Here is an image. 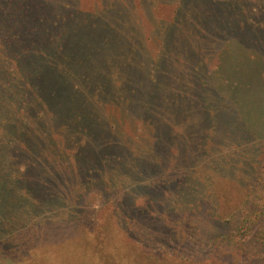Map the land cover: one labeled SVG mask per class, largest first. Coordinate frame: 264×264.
I'll return each instance as SVG.
<instances>
[{
	"label": "trees",
	"instance_id": "trees-1",
	"mask_svg": "<svg viewBox=\"0 0 264 264\" xmlns=\"http://www.w3.org/2000/svg\"><path fill=\"white\" fill-rule=\"evenodd\" d=\"M211 1L0 0L1 260L158 264L131 240L135 219L179 228L204 206L200 220L231 221L234 242L264 219V134L250 130L264 125L260 52L248 85L234 56L226 82L212 74L233 20L264 46V0ZM105 179L122 201L92 216L85 185ZM219 180L244 193L226 215L208 194Z\"/></svg>",
	"mask_w": 264,
	"mask_h": 264
},
{
	"label": "rangeland",
	"instance_id": "rangeland-1",
	"mask_svg": "<svg viewBox=\"0 0 264 264\" xmlns=\"http://www.w3.org/2000/svg\"><path fill=\"white\" fill-rule=\"evenodd\" d=\"M213 1L220 7L222 4L227 3L228 0H212L211 3H214ZM96 3L97 0H84V7L91 8ZM253 3L250 6L255 11L254 13H256L260 10V6L258 7L256 2ZM215 4L210 7L213 9V12L216 10ZM209 11L211 12V10ZM213 12H211V15H214ZM156 13L159 17H168L171 11L169 8L157 6L155 8ZM217 21L218 19L216 18L212 19L213 24H217ZM230 21L231 16L228 18V24ZM237 21V19L233 20L231 24L223 26L224 29L227 27L228 33L219 43L220 46L223 44L228 46L219 53L217 59L213 62V65H215L212 73L214 77L211 75L214 78L213 83L219 85L226 82L227 79H220L223 76L226 78V75L220 71V68H224V64L228 63L230 56H234L231 62H233L232 64L237 69L240 63H246V65L242 66V70L245 77H247L245 82L248 85L249 68L248 62L246 61L248 59L256 60L260 58L258 60V75L261 76V84L264 87V60H262V58L264 59V46L256 43V38L250 36V31L245 28V24L240 25ZM207 25L206 19L204 18L202 26L205 32L208 31L206 28ZM239 43H242L244 46H239ZM254 48L260 52V57L258 54L257 58L252 55L255 52ZM230 52H232V55ZM248 55L252 57L248 58ZM236 79L239 80L240 77ZM226 93L222 90L219 94L224 97L223 95H226ZM250 128L256 135L264 134V125L260 121H257V119H255V124H252ZM166 171L165 173H167ZM99 184L102 185H85L86 190L83 192V206L92 216L97 213V216L101 215L105 218L111 213V209L113 210L119 207L120 203L117 200L120 198L122 201V195L107 184V179L104 180V183ZM206 187L207 184L205 183ZM212 191L213 193L208 191L209 198L215 196V199L219 200L221 214L224 213L225 215L239 200L244 198V193L237 189L233 181L219 180L212 186ZM248 198H250L248 201L249 214L254 209L252 208L253 206H249L253 199L250 193H248ZM152 207L153 204L150 206V210ZM196 209L197 212L193 214L189 213V216L192 215L193 221L197 220V223L193 225V222H189L187 224L188 221L187 218L185 219V215L181 220L180 226L178 225L179 228H176L173 222L178 220L174 215L169 216L170 223H166L165 220L153 221V219L147 216L145 217L146 219H135L134 224L130 222L128 225L130 238L141 246V249L145 251L144 254L146 257L158 264H264V240L258 233L262 226H264V219L257 222L249 231L245 232V240L243 242L237 241V243L228 237V234L232 230L231 221L200 220L204 216L208 218V216L204 215L205 207H197ZM180 214L183 215L182 213ZM222 219L226 220L225 218ZM102 233L106 234L105 231ZM0 264L11 263L4 262L0 259Z\"/></svg>",
	"mask_w": 264,
	"mask_h": 264
}]
</instances>
